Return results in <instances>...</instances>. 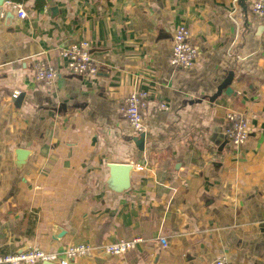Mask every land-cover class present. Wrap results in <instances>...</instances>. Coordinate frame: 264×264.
<instances>
[{
	"label": "crops",
	"instance_id": "1",
	"mask_svg": "<svg viewBox=\"0 0 264 264\" xmlns=\"http://www.w3.org/2000/svg\"><path fill=\"white\" fill-rule=\"evenodd\" d=\"M180 24L199 51L187 69L170 63ZM81 40L94 74L59 55ZM135 90L148 93L142 136L120 111ZM229 111L247 120L239 145ZM109 163L132 165L125 190L108 187ZM133 237L69 264H264V17L248 0H3L0 255Z\"/></svg>",
	"mask_w": 264,
	"mask_h": 264
},
{
	"label": "built area",
	"instance_id": "2",
	"mask_svg": "<svg viewBox=\"0 0 264 264\" xmlns=\"http://www.w3.org/2000/svg\"><path fill=\"white\" fill-rule=\"evenodd\" d=\"M251 12L258 16L264 17V0H248ZM18 17H24L25 12L21 5L14 4ZM189 30L180 24L175 27L171 38V56L170 63L173 67L187 69L195 64L199 57L198 48L188 41ZM59 55L65 59V69L72 75H82L84 73L96 72L89 53V43L81 40L72 43L60 50ZM37 80L50 83L57 75V72L51 65L39 63L35 72ZM18 92H13L12 97H16ZM148 93L145 90H135L126 95L122 100L120 111L133 131L140 135L145 128L143 110L146 106ZM163 108L166 106L162 103ZM227 125L224 129L225 136L230 139L234 145L243 143L248 134L249 128L244 115L238 111H229L226 114ZM140 168V167H138ZM141 241L139 237L129 239H118L116 241L92 245L88 242H74L67 244L60 251H46L38 247H30L20 253H6L0 255V264H36L43 262H53L56 264H69L77 257L90 256L94 252L106 254H123L133 248L137 242ZM160 241L165 245V239ZM213 264H238L230 261L225 257L217 258Z\"/></svg>",
	"mask_w": 264,
	"mask_h": 264
},
{
	"label": "water",
	"instance_id": "3",
	"mask_svg": "<svg viewBox=\"0 0 264 264\" xmlns=\"http://www.w3.org/2000/svg\"><path fill=\"white\" fill-rule=\"evenodd\" d=\"M2 1L0 0V6L2 5ZM232 78V72H230L227 76V78L219 85L218 92L220 93L222 89L225 90L226 93L229 92L230 88L228 85L231 82ZM21 98V95L18 96V100ZM142 136V134L140 135ZM18 153V164L23 163V158L27 154V151L19 149L17 151ZM109 169V178L107 179V185L110 189H113L114 191H122L125 190L129 186L130 182V171L132 169V165L130 163H109L108 164ZM27 247L24 249H20L17 251V253H20L22 251H25ZM43 264H56L53 262H43Z\"/></svg>",
	"mask_w": 264,
	"mask_h": 264
}]
</instances>
